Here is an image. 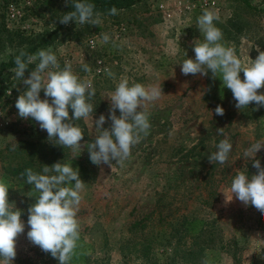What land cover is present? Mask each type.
Wrapping results in <instances>:
<instances>
[{"label":"rangeland","instance_id":"obj_1","mask_svg":"<svg viewBox=\"0 0 264 264\" xmlns=\"http://www.w3.org/2000/svg\"><path fill=\"white\" fill-rule=\"evenodd\" d=\"M85 1L0 0V264H264V0Z\"/></svg>","mask_w":264,"mask_h":264},{"label":"trees","instance_id":"obj_2","mask_svg":"<svg viewBox=\"0 0 264 264\" xmlns=\"http://www.w3.org/2000/svg\"><path fill=\"white\" fill-rule=\"evenodd\" d=\"M142 0H87L83 3V6H103L107 8L117 9V8H123L132 6L137 2H140ZM227 61L224 54H217L216 60H215V67L216 72H218V80L226 82L227 79ZM228 84L225 83V86L223 87L221 85L222 90L228 89ZM39 166L32 164V162L25 161L23 163L18 164L14 168L13 174H10L9 172L5 171L3 173L2 178L0 179V192H7L8 190L12 189L14 185L17 183L14 181L13 177L14 175H22V178L18 181V186L25 188L26 190L29 189L31 192L37 191L39 188L43 187V183H40L38 181V176L41 170L38 168ZM59 170L63 171L68 177L66 178V187L62 192V197L71 198L72 197V191H70L68 188L74 185L73 183L80 179L81 177L86 176L88 174V166L83 162L79 161L77 158H73L72 162L69 165H62L59 164ZM64 177V176H63ZM65 178V177H64ZM43 199L44 196H42ZM22 211H16L13 216H21ZM188 232L190 234H198L201 232L203 228V222L200 219H194L191 221H188ZM58 237L59 241L61 243L67 242L68 246L65 249V257L66 261L70 264H86V251L85 247H81V245H78L77 237H79L78 234H72L67 240V233L60 230L58 231Z\"/></svg>","mask_w":264,"mask_h":264},{"label":"crops","instance_id":"obj_3","mask_svg":"<svg viewBox=\"0 0 264 264\" xmlns=\"http://www.w3.org/2000/svg\"><path fill=\"white\" fill-rule=\"evenodd\" d=\"M12 219H13V218H12ZM14 219H20V220H22V221H23V220H25V218H24V217H22V216H21V217H19V218H14ZM34 227H35L36 229L40 230V231H42V230H43V229H42L40 226H39V227H38V226H34ZM3 232H5V231H3Z\"/></svg>","mask_w":264,"mask_h":264}]
</instances>
